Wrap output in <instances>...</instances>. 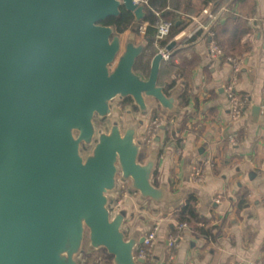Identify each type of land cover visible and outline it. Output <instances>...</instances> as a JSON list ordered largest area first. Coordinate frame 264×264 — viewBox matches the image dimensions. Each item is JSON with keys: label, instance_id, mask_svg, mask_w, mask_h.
Returning <instances> with one entry per match:
<instances>
[{"label": "water", "instance_id": "95a60500", "mask_svg": "<svg viewBox=\"0 0 264 264\" xmlns=\"http://www.w3.org/2000/svg\"><path fill=\"white\" fill-rule=\"evenodd\" d=\"M121 7L137 23L147 15L134 0H0V264H81L87 239L112 264H146L136 258L145 236L125 230L128 207L112 211L119 183L141 202L184 200L155 184L159 150L142 159L139 138L149 101L181 114L178 93L168 94L173 79L159 83L161 53L137 70L149 43L103 24ZM128 98L143 118L99 127Z\"/></svg>", "mask_w": 264, "mask_h": 264}, {"label": "crops", "instance_id": "0c3cea01", "mask_svg": "<svg viewBox=\"0 0 264 264\" xmlns=\"http://www.w3.org/2000/svg\"><path fill=\"white\" fill-rule=\"evenodd\" d=\"M190 3L196 9L203 8V0ZM180 13L190 16L185 10L176 14ZM190 20L174 39L177 71L169 78L173 79L169 91L178 93L182 113L171 114L150 100L151 110L144 118L139 138L143 139L154 120L166 124L169 121L176 131L171 143H165L164 130L162 142L147 145V155L155 148L159 150L153 180L175 193H183L181 203L196 196V210L214 233L206 238L192 226L180 232L178 249L171 259L168 239L178 222L176 207L181 203L156 204L150 199L141 202L135 192L121 200L122 208L128 207L129 213L125 226L131 227L130 234L140 230L144 236L158 227L153 254L146 264H264V0H226L217 13L209 9ZM200 22L207 29L199 28ZM244 29L247 33L239 38ZM198 30H204L209 40L188 43ZM215 37L226 49L230 42L237 43L235 56L244 58L237 89L249 102L243 116L233 122L225 89L232 67L226 60L210 55L209 42L211 38L217 41ZM152 43L145 52L149 67L155 53ZM116 102L121 103L117 100L113 105ZM135 111L133 120L143 118L139 110ZM197 162L203 171L200 181L193 179Z\"/></svg>", "mask_w": 264, "mask_h": 264}, {"label": "trees", "instance_id": "16d2710c", "mask_svg": "<svg viewBox=\"0 0 264 264\" xmlns=\"http://www.w3.org/2000/svg\"><path fill=\"white\" fill-rule=\"evenodd\" d=\"M190 2H192V0H150L149 6L145 7L147 15L145 19L139 23L135 21V16L131 12L127 11L125 7H121V14L119 16L110 17L105 22H103V24L116 26L117 31L121 34L123 33L130 34L131 32L134 31L136 33L137 42L147 41L148 43H152L154 42L155 36H156L155 28L147 27L143 33L140 30V26L144 23L156 25L157 23L160 22L161 18H166L172 22L171 33L166 39V41L162 42L161 44L162 46H166L172 40H174L179 33H181L184 30V28L188 25L189 22L191 23V20L188 22H182V20L179 19V16H180L178 15L179 13L176 14L177 11L185 10L189 13L195 12L196 15H200L203 11L211 9L214 13H217L218 9L223 5L224 2H226V0H203L202 9H196L192 7ZM168 7H170L171 9H169ZM156 12H159L160 16H158ZM246 33L247 31L245 29L243 32L240 31L239 38L241 35L243 36ZM201 38L209 40V35L204 30H198L189 38L187 42L195 43ZM215 38L217 40L216 42L219 45V47L224 52H226L227 55L236 54L235 50L238 49L237 43L230 42L228 45L229 49H226L222 41L218 40V37H215ZM175 51H176V48L170 54V59L163 61L160 78H159V83L161 85L164 84V82L168 80L170 77H172L173 73L177 71L174 65V62H173ZM171 93L172 92L168 90V94H171ZM181 98L183 99L184 96L182 95ZM183 101L185 100L183 99ZM186 103L187 102H185V104ZM120 106H121L122 112L124 113L125 111H128V110L130 111L138 110V108L133 105V101L130 98L125 99L124 101H121ZM130 108H132V110ZM153 112H154V117H157L158 112L156 110ZM159 117L160 119H162L161 116ZM165 130H166V135H165L164 141L165 143L170 144L171 140L173 139L172 137L176 135V131L169 124V121L165 126ZM145 146L146 148L143 152H145V154L147 155L146 152H147L148 147L146 143H145ZM123 184L125 186H122L123 187L122 194L118 195V190L120 188V183H119V187L117 190V200L115 201V203L119 200H123V198L130 192V184L129 183H123ZM197 201L198 200L196 196L191 195L183 203L179 204L176 207V210L178 212V221L179 222L187 221L190 227L192 226L194 230L199 232L202 236L209 238L210 236L213 235L214 231H213V228L211 227L207 228L206 227L207 222L204 221V219H202L199 216V213L196 210ZM121 208L122 206L120 207V209ZM112 211L118 212V211H114V205L112 206ZM187 215L190 216V218H188ZM200 222H203L204 225L198 226L197 224H199ZM173 230H172L173 232H177V227L175 226ZM139 247H141V245ZM109 257L113 259L112 256L109 255ZM111 264H112V261H111Z\"/></svg>", "mask_w": 264, "mask_h": 264}, {"label": "built area", "instance_id": "2783aa9c", "mask_svg": "<svg viewBox=\"0 0 264 264\" xmlns=\"http://www.w3.org/2000/svg\"><path fill=\"white\" fill-rule=\"evenodd\" d=\"M136 3H138L139 5H143V6H149L150 4V0H134ZM158 16H160L159 12H156ZM181 15V20H187L190 21V19L193 17L190 15H186L183 13H180ZM199 28H204L207 29L206 25L203 24L202 22L199 23ZM147 27H153L156 30V36H155V40L154 43L155 44V53H153L152 58L157 54V53H161L163 55V60H169L170 59V53H168L166 51V46H162V42L166 41V39L168 38V36L171 33V29H172V22L166 18H161L160 22L157 23L156 25H151L149 23H144L140 26V30L141 32L144 33V31L146 30ZM123 36L128 35V33H123ZM210 35H212V33H210ZM213 37V35L211 36ZM209 53L213 58H221L223 60H226V62H228L229 64H231L232 67V72H231V77L226 85V91L228 94V98H229V103H230V119L231 121H237L238 119H240L243 116L244 110L246 105L249 102V99L247 96L245 95H241L238 92V84L240 81V73L243 69L244 66V58L243 56H238V55H227L226 52H224L219 45L217 44L216 41L213 40V38H211V41L209 42ZM151 58V60H152ZM166 124V122H164L163 120H154L151 124V126L149 127V129L147 130L146 134L143 137V141L149 145L151 143V141H153L154 136L156 135L158 129L160 128L161 125ZM233 141V140H232ZM202 167L201 164L199 162H197L194 166H193V179H195L196 181H200L201 180V175L202 173ZM122 206V201L119 200L114 204V211H118L120 209V207ZM188 218H190V216L187 215ZM177 227V232H173L170 234L169 239H168V248H169V252H170V258L173 259L176 255L177 249H178V244H179V240H180V232L186 230L187 228L190 227L189 223L187 221L184 222H177L176 224ZM158 237V227L154 226L149 232L148 234L145 235V241L144 243L141 245V247H139L136 251V258H141L143 260H145V262H147L152 254H153V249L155 246V242L157 240Z\"/></svg>", "mask_w": 264, "mask_h": 264}, {"label": "rangeland", "instance_id": "374dc122", "mask_svg": "<svg viewBox=\"0 0 264 264\" xmlns=\"http://www.w3.org/2000/svg\"><path fill=\"white\" fill-rule=\"evenodd\" d=\"M190 15L192 17L193 16L197 17L195 12L190 13ZM148 59H149V57L147 54H144L143 56H141V58L138 59V62L136 64V69L137 70H143L144 72L149 73L150 67L147 66ZM146 61H147V63H146ZM113 107H114L113 117L111 119H108V121L106 123H99L98 124L99 127L109 128L111 123H112L113 118L122 119L125 123L127 121V119H133L134 116H137L136 111L128 110V111H125V113L122 112L121 106L118 102L114 103ZM89 151H90V149L89 150L84 149L83 153L86 155ZM146 153H148V151ZM145 157H146V154L144 152L142 159H145ZM120 184H122V183L120 182ZM122 188H123L122 185H120V188L118 190V195L122 194ZM130 229H131V227L127 228L125 226V230L127 231V233H129ZM84 248H85V253L81 256V264H111L112 259H111V257H109V255L104 250H99V251L94 252V251L89 249L88 239L85 242Z\"/></svg>", "mask_w": 264, "mask_h": 264}, {"label": "flooded vegetation", "instance_id": "af4514ba", "mask_svg": "<svg viewBox=\"0 0 264 264\" xmlns=\"http://www.w3.org/2000/svg\"><path fill=\"white\" fill-rule=\"evenodd\" d=\"M141 58V57H140ZM83 151H84V149H83Z\"/></svg>", "mask_w": 264, "mask_h": 264}]
</instances>
